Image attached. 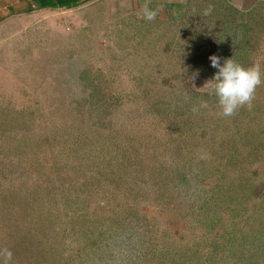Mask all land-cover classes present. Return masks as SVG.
Returning <instances> with one entry per match:
<instances>
[{
	"label": "rangeland",
	"instance_id": "rangeland-1",
	"mask_svg": "<svg viewBox=\"0 0 264 264\" xmlns=\"http://www.w3.org/2000/svg\"><path fill=\"white\" fill-rule=\"evenodd\" d=\"M100 1L31 0L0 38V248L11 264H264V83L227 117L202 88L213 55L264 80V0H196L168 27Z\"/></svg>",
	"mask_w": 264,
	"mask_h": 264
},
{
	"label": "clouds",
	"instance_id": "clouds-1",
	"mask_svg": "<svg viewBox=\"0 0 264 264\" xmlns=\"http://www.w3.org/2000/svg\"><path fill=\"white\" fill-rule=\"evenodd\" d=\"M210 11L206 10L205 14ZM157 17V10L143 7L142 18L146 21H153ZM211 66L217 71L211 79L207 80L204 87L209 88V95L216 98L219 107V114L232 116L239 108L252 107V100L255 89L264 83L259 64L250 67H243L232 58H227L221 63V58L213 55L209 57ZM206 102H201L198 107H193V113L199 112L201 108H207ZM13 254L10 249L0 248V264H11Z\"/></svg>",
	"mask_w": 264,
	"mask_h": 264
},
{
	"label": "crops",
	"instance_id": "crops-1",
	"mask_svg": "<svg viewBox=\"0 0 264 264\" xmlns=\"http://www.w3.org/2000/svg\"><path fill=\"white\" fill-rule=\"evenodd\" d=\"M87 1L88 0H85V2ZM30 2L31 0H0V15H3L2 17H4L5 22L9 21L16 26L8 27V29L4 33L5 36H2V34L0 33L1 40H3L4 42L7 41L8 43L12 40V38H15L17 35L21 34L20 30L22 26L19 23V20L23 16H25V12L30 7ZM100 2H106L108 4L107 17H110L112 19L115 18V15L117 16V13L124 16L131 14H133L134 16L136 13H140L142 15L143 7L147 5L149 8L157 10V17L154 20H158L160 22L162 21V25L168 27L172 23V20H179L184 18L187 11L191 7V4L196 2V0H104ZM31 9L32 8L30 7V10ZM32 11L35 12L34 10ZM33 16L34 13H31L30 15H28L27 19L31 20ZM34 29L35 28L30 29V31ZM38 30L37 35L40 36ZM31 34L33 35V38H36V31L31 32ZM57 35L58 34L56 33V36ZM53 40L58 41V39L55 38ZM3 41L0 42L2 43Z\"/></svg>",
	"mask_w": 264,
	"mask_h": 264
},
{
	"label": "trees",
	"instance_id": "trees-1",
	"mask_svg": "<svg viewBox=\"0 0 264 264\" xmlns=\"http://www.w3.org/2000/svg\"><path fill=\"white\" fill-rule=\"evenodd\" d=\"M40 7H58L72 4L74 0H35Z\"/></svg>",
	"mask_w": 264,
	"mask_h": 264
}]
</instances>
